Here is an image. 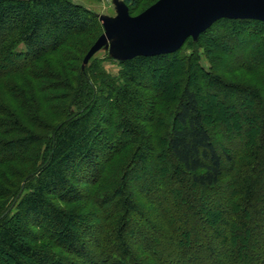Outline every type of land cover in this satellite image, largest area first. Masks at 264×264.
<instances>
[{
    "label": "trees",
    "instance_id": "obj_1",
    "mask_svg": "<svg viewBox=\"0 0 264 264\" xmlns=\"http://www.w3.org/2000/svg\"><path fill=\"white\" fill-rule=\"evenodd\" d=\"M103 32L72 0H0V264H264V21L192 43L260 86L192 38L83 66Z\"/></svg>",
    "mask_w": 264,
    "mask_h": 264
},
{
    "label": "water",
    "instance_id": "obj_2",
    "mask_svg": "<svg viewBox=\"0 0 264 264\" xmlns=\"http://www.w3.org/2000/svg\"><path fill=\"white\" fill-rule=\"evenodd\" d=\"M114 20L100 18L104 33L89 49L83 66L116 40L120 61L179 51L222 19L264 21V0H158L133 17L125 3Z\"/></svg>",
    "mask_w": 264,
    "mask_h": 264
},
{
    "label": "rangeland",
    "instance_id": "obj_3",
    "mask_svg": "<svg viewBox=\"0 0 264 264\" xmlns=\"http://www.w3.org/2000/svg\"><path fill=\"white\" fill-rule=\"evenodd\" d=\"M72 1L86 6L88 9L95 12L100 18H106V19H111V20L116 19L119 15L118 5L121 3H125L123 0H72ZM129 13L133 17H136L141 14L138 11L130 12V9H129ZM212 37H213L212 35H209V36L207 35V36L202 37L201 40L198 41L197 46H194V44L192 45V43L197 42V40L189 42L183 49L184 55L189 56L195 49H197V51L201 55L202 64L207 69H209L210 66H212L213 61L214 62L216 61L217 63L219 62V65H216L217 67L216 72L219 74H223V75L225 74L224 76H226L228 80L234 81V82H242V83L249 84V85L260 86V83L258 82L259 79L256 75L246 73L243 70L231 69V66H233L236 60H238L239 58V55L241 53L239 50L233 51L232 59L218 52H215L214 54H210L208 52L205 45L207 44L208 41H210ZM115 46H116V40L109 43L108 47L101 50L93 57L94 59H99L101 61L104 60L103 66L112 75H118L121 71V66L119 65L120 59L117 56ZM169 81L171 82L172 85L174 84V82H178L177 77H174L173 80L171 79V77H169ZM154 83H157V81H154ZM199 95L205 98L204 90H202L201 87H200ZM205 99L208 100L209 103L211 102V100H209L208 97H206ZM211 109L212 108H210V106L207 107V110L212 113L213 109L212 110ZM211 120H214V115L212 116Z\"/></svg>",
    "mask_w": 264,
    "mask_h": 264
}]
</instances>
